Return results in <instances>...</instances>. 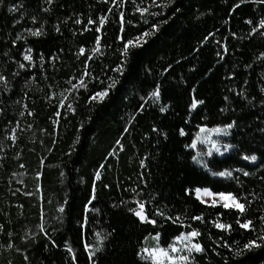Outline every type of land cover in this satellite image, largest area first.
Wrapping results in <instances>:
<instances>
[{
    "label": "trees",
    "instance_id": "16d2710c",
    "mask_svg": "<svg viewBox=\"0 0 264 264\" xmlns=\"http://www.w3.org/2000/svg\"><path fill=\"white\" fill-rule=\"evenodd\" d=\"M235 3L238 0H176L172 6L166 0H155V4L152 0H56L51 12L42 13L43 0H4L0 72L9 77L10 90L4 91L0 84V108L4 109L0 113V264H73L65 241L73 245L79 264H88L85 242L96 243L97 231L107 235L113 229L105 251L98 254L100 264H151L136 253L141 247L154 246L157 232L160 244L167 247L175 243V236L192 228H199L201 236L194 240L206 249L194 254L195 264H264V247L242 257L234 255L264 229L259 219L264 215V131L260 130L264 106L248 107L246 100L229 91L244 87L257 101L264 96L260 91L264 57L257 59L264 52V36H249L252 25L245 23L247 19L256 23L264 15V5L245 0L233 12ZM21 4L18 12L8 11ZM177 6L181 11L172 16ZM143 7L149 11H138ZM157 12L159 16L153 15ZM33 14L48 20L47 35L27 36L13 44L18 34L27 35L24 29L39 26L30 20ZM102 16L107 19L101 25ZM66 17L72 18L60 24V32L54 31L57 18L64 21ZM89 18L97 23L89 24ZM76 19L82 23H75ZM160 20L168 22L143 47L129 46L125 71L117 72L124 61L125 42ZM29 46L32 62L24 61L22 55ZM16 61L35 67L18 69ZM85 69L90 75L83 76ZM17 71L19 75L13 76ZM232 72L236 75L231 76ZM81 78L86 87L79 86ZM112 79L119 83L109 96L92 100ZM157 82L164 91L153 103L149 94ZM193 88L196 97L205 100L197 109L189 108ZM230 103L236 110L221 112ZM165 104L169 110L161 113L159 108ZM232 119H239V128L214 135L233 145L227 153L207 155L210 147L204 140L197 141L195 148L187 147L201 135L203 125L222 126ZM180 128L186 135H180ZM253 154L256 161L244 159ZM193 156L204 159L208 168ZM225 169L233 171L240 183L211 174ZM240 169L251 175L245 176ZM94 184L97 200L88 205ZM196 187L248 194L251 205L243 216L234 209L206 205L194 191H185ZM135 199L148 201L145 211L157 219L156 225L142 223L128 211L138 208ZM65 200V212L60 213ZM157 208L165 212L164 217L154 216ZM201 213L203 222L190 219ZM219 213H223L219 222L231 223V231L214 226ZM177 215L183 223L166 219ZM237 218L252 219L256 229L240 228ZM42 222L56 245L41 232ZM224 241L231 247H224Z\"/></svg>",
    "mask_w": 264,
    "mask_h": 264
},
{
    "label": "snow or ice",
    "instance_id": "6c2138e0",
    "mask_svg": "<svg viewBox=\"0 0 264 264\" xmlns=\"http://www.w3.org/2000/svg\"><path fill=\"white\" fill-rule=\"evenodd\" d=\"M112 2L115 3L116 0H112ZM152 2H153V4H155V0H152ZM258 2L261 5H264V0H258ZM3 3H4V0H0V5H2ZM55 3H56V0H43L44 6L40 9V11L42 13L51 12L52 6ZM166 3L168 6H172V5L176 4V0H166ZM243 3H245V0H238V3H235L232 6L231 10L234 12ZM20 8H23V4H21L19 6L13 5V6L8 8V11L9 12H18L20 10ZM109 11H111V9H109ZM138 11H140L141 13H145V12H148L149 9L147 7H143V8H139ZM180 11L181 10L178 6L174 7L172 10V16H175ZM153 15L159 16L160 13L159 12L153 13ZM201 15H205V13H201ZM123 16H124V14H123V12H121L120 13L121 21L123 20ZM29 18L33 24L39 23V26H36L34 28L30 27V28L24 29V32L27 33V35L18 34L16 36L15 40L12 41L13 44H15L19 40H27V36L42 37V36L47 35V30L45 29V24L48 23L47 19L41 20L39 14H33ZM71 18L72 17H66L64 21H60L59 18H57V23L55 25H53L54 31L60 32L61 31L60 24L66 23L67 20H69ZM230 18L231 17H229V19ZM21 19H23V16L21 17ZM106 19H107L106 17H103V16L100 17L99 23L101 25L104 24ZM19 22H20L19 20L14 21V23H17V24ZM167 22H168L167 20H160L156 23H153L147 31L142 32L139 36L135 37L134 39L127 40L125 42V44L123 46V50H122V54L124 56V61L120 65H118L115 70L117 72H119L121 75H123V73L125 71V67L128 64V59H129L130 54H131V48L143 47V45L148 42V39L151 38L152 36L156 35V33L160 31L161 27L164 24H166ZM75 23L80 24V23H82V21L80 19H76ZM88 23L89 24H95L97 22L93 21L91 18H89ZM245 23H247L248 25H252L250 32H249V36H253V35H257V34L264 36V15H261L256 23H254L252 19H247L245 21ZM83 30L87 31V28H85ZM232 35L236 36L237 33L233 32ZM206 39L207 38H205V40ZM201 43H203V42H201ZM97 45H99V40L97 41ZM129 46H131V48ZM223 50L225 52L228 50L226 44L223 46ZM32 51L33 50L30 46L24 49V52L22 53L24 61H28V62L33 61ZM79 51L81 53H83L85 51V49L83 47H81L79 49ZM98 51H99L98 47L92 49L93 55H95L96 52H98ZM197 51H198V49H197ZM216 55L223 58V55L221 52H217ZM262 57H264V52H261L259 57H257V59L259 60ZM40 59H41V61H43V59H44L42 54L40 55ZM51 59L55 60L56 57L53 56V57H51ZM16 64L18 66V69H24L26 67H35L34 63L26 65L22 61H16ZM169 67H171V64H169ZM245 67H251V65H245ZM165 71H167V69H165ZM12 75L13 76L19 75V71L12 73ZM88 75H90V73L87 69H85L83 72V76H88ZM235 75H236L235 72L231 73V76H235ZM93 79H95V77H93ZM117 83H119V81L117 79H112V82H111V84L108 85V87L104 88L103 90H101L99 92H95L91 96V99L92 100L99 99L101 101L104 100L105 98H107L109 96L110 89H114L116 87ZM0 84L4 85V89H3L4 91L10 90V88L8 87L9 86V77L7 75H5L3 72H0ZM244 84H247V80L244 81ZM79 86L80 87H86V84H85L83 78L80 79ZM72 88H76V85H72ZM70 90L71 89H69V91ZM163 91H164L163 84H161L159 82L154 84L152 91L149 94L150 97L152 98L153 103H155L161 99ZM191 91H192V95H191V100H190V104H189L190 109H197L198 105L205 104L204 99H198L196 97V89L195 88H193ZM229 91L234 92L236 97H240L243 100H246L248 107H256L257 103L259 105L264 106V96H261V98L257 101V98L255 96H251V97L249 96L247 88L240 87L239 90H237L236 88H230ZM260 91L262 93H264V86L261 87ZM224 100L229 101V96H225ZM25 107H27V106L25 105ZM69 107H71V105H69ZM169 107H170L169 104L162 105V106H160L159 111L161 113H166L169 110ZM141 110H143V106H141ZM228 110H231L234 112L236 109H235V106L230 103L225 108H222L221 112L228 111ZM3 111H4V109L0 108V113H3ZM20 114L23 115V112H21ZM29 114H31V113H29ZM56 115L59 116L60 113L57 112ZM257 119H259V117H257ZM239 127H240L239 119H232L227 124H224L222 126H215L212 128H208V126L205 124L200 128L201 135H197V137L192 141L191 144L187 145V147L195 148L197 141L210 140V137L208 135H204L205 133L215 132V133L230 134V130H232L234 128H239ZM260 130L264 131V128H261ZM153 131L154 132H160L161 130L159 128H153ZM179 133H180V135H186L183 128L179 129ZM162 134L165 138L167 137L166 132H164ZM13 139H16V137H13ZM117 143L119 144L120 142L117 141ZM212 146L216 147L215 141H212ZM231 147H233V145H231V144L227 145V148H231ZM217 151H219L218 148H217ZM211 154H212L211 151L207 152V155L210 156ZM192 159L197 160L198 163L203 165L205 168H208V165L204 159H202V158L198 159L197 156H193ZM244 159L256 161L258 159V157L254 154L253 155H245ZM143 163L144 162L141 161L142 165H143ZM101 167H103V166H101ZM239 171L243 172V169H240ZM211 174L213 176L228 177L231 179H235L238 184L240 183L239 179L237 177L233 176V171L228 170V169H225V170L219 171V172H212ZM243 174L245 176L251 175V173H249V172H243ZM96 176H97V178H99L100 173L97 172ZM261 179H264V177H262ZM144 183H147V181H144ZM105 187H109V185H105ZM133 191H135V189H133ZM185 191L188 193H191L194 191L197 198L200 199L201 202L206 204V205L210 204L213 207L219 205L224 209L237 210L238 213L240 214V216H243L245 214V212L247 211V208L250 207V205H251V201L247 200L248 194H242V193H238V192H234V191H213V189L211 187H196L195 189L186 188ZM201 194H203L204 196L212 197V199L211 200H205V199H203ZM137 196H139V193H137ZM96 200H97V194H96V188H95V184H94L91 197L88 201V205H92V202L96 201ZM120 203L124 204L125 201L121 200ZM135 203L138 206V208H129L128 211L132 212L136 217H138L140 222L151 223L152 225H156L157 219L150 217L148 215V213L145 211L146 204L148 203V201H144L141 199H135ZM66 204H67V200H65L64 203L60 206V208H59L60 213L65 212V205ZM95 210L99 211V209H95ZM154 216L164 217L165 212H163L159 208H157V209H155ZM220 216H223V213H219L217 220L212 221L214 226L218 229H225V230L231 231L232 230V224L219 222ZM166 219L171 220L173 223H178V222L183 223V221L181 220L179 215L167 216ZM190 219L203 222L204 221V213H201L200 215H193L190 217ZM259 219L261 221H264V215L260 216ZM84 223H87V217H85ZM235 223L237 225H239V227L242 229H252V230L256 229V225L254 224L252 219H244L242 221L240 218H237ZM81 226L83 227V225H81ZM39 228H40L41 232H43L44 236L48 237V239L51 241V243L53 245H56V241L54 239H52V237L49 235L48 231L45 229V225L43 222L39 225ZM2 230H3V225H0V231H2ZM260 231H261V235H259L258 237L254 238V239H250L246 244H244L243 248H237L234 255L236 257H242L246 254V252H249V251L253 250L254 248L264 247V229H262ZM114 232H115V229H113L112 232L107 233V235H102L101 232L97 231L95 233L96 243L85 242L84 248L87 249L86 259H87L88 264H100V258H99L98 254H101L105 251V248H106L105 241L109 237H111ZM200 236H201V232H200L199 228H192L191 231H188L186 233H182L180 235L175 236L174 239L180 241L182 244V247H177V245L175 243L168 244L167 247H165V246H162L160 244V242H159L160 241V233L157 232L155 234V236L153 237V239L156 241L155 245L152 247H141L137 251L136 254H137V256L140 257L141 260L151 261V264H195L196 257L194 254L195 253H204L206 251L205 247L201 243L196 242L194 240V238L200 237ZM221 239H223V238H221ZM64 246L67 249V252L70 254L71 261L73 262V264H79L78 258H77V253L75 252L73 245L70 242L65 241ZM223 246L224 247H231V245H229L227 243V241L223 242ZM7 247L11 248V247H13V245L8 244ZM185 250H186V252H185ZM17 251H20V249L18 248ZM217 254H219V253H217ZM24 259L27 260L28 256L25 255Z\"/></svg>",
    "mask_w": 264,
    "mask_h": 264
},
{
    "label": "rangeland",
    "instance_id": "374dc122",
    "mask_svg": "<svg viewBox=\"0 0 264 264\" xmlns=\"http://www.w3.org/2000/svg\"><path fill=\"white\" fill-rule=\"evenodd\" d=\"M217 134H221V133H215V132L205 133L204 135H208L210 137V140L204 141L205 144L207 143L209 145L211 153H214V152H217L219 154L227 153L230 150V148H227V145H229V144L224 140L215 139L214 135H217ZM212 141L216 142V147L212 146ZM217 148L219 149V151H217ZM201 195H202L203 199H205V200H211L212 199V197L204 196L203 194H201ZM175 244L177 245V247H182L181 242L178 240L175 241ZM185 252H186V250H185Z\"/></svg>",
    "mask_w": 264,
    "mask_h": 264
}]
</instances>
